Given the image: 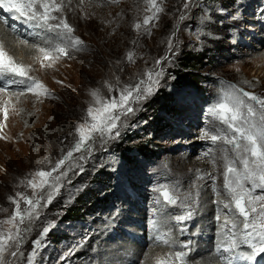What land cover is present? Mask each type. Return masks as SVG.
Returning <instances> with one entry per match:
<instances>
[{"label": "rangeland", "instance_id": "obj_1", "mask_svg": "<svg viewBox=\"0 0 264 264\" xmlns=\"http://www.w3.org/2000/svg\"><path fill=\"white\" fill-rule=\"evenodd\" d=\"M241 1L245 0H158L163 8L158 19L137 30L135 23L151 15L145 12V0H69L63 16L75 29L73 35L83 41V47L81 51L70 49L69 55L51 67L36 46H45L44 38L54 34H43L40 40L30 38L28 43L35 48L32 51L10 48L0 39L5 50L27 66L29 75L43 83L50 94L13 95L21 92L23 85L0 93V221L14 211L10 197L32 192L21 181L38 169H50L73 147L74 128L92 102L91 90L100 89L105 98L118 97L123 86L147 81L146 72L161 73L153 77L158 83L152 93L132 105L133 113L121 117L120 135L97 138L87 149L75 152L63 168L67 175L61 178L59 190L47 189L40 194L37 215L26 225L17 256L5 254L7 264H80L96 249L102 235L97 231L105 228V221L120 230L107 241L127 240L130 245L128 252L116 249L123 262L129 254H136L139 246L135 240L143 241L142 249L150 247L152 242L143 229L149 217L155 214V224L157 221L171 227L173 211L174 216H180L190 210V242L179 238L176 225L169 230L177 245L190 243L185 250L188 254L189 250L194 252L189 254V261L186 258V264H194L204 252L211 253L204 246L206 241L215 240L216 246L226 217L241 220L223 207L230 198L223 187L222 146L201 138L205 129L223 127L210 115V109L232 91L230 86L264 97V58L257 61L255 55L264 51V46L256 48L250 39L261 35L255 10L264 0H247L248 8ZM185 3L189 4L187 9ZM0 24L13 36L14 43L24 40L6 28L1 19ZM236 34L237 45L232 43ZM129 52L134 54L133 62L127 59ZM105 82L112 85L111 92ZM4 107L8 108L7 120ZM255 107L259 112V106ZM203 143L205 148L200 150ZM161 185L181 199L188 197L184 200L188 207L179 206L178 201L158 211L156 205L164 206V202L155 189ZM207 192L210 202H202L201 193ZM131 201L134 204L130 207ZM206 204H212L211 209H206ZM125 206L132 215L116 219ZM200 207L204 215L198 218ZM218 215L221 219L216 223L213 219ZM196 227L201 234L194 232ZM205 229L209 233L204 234ZM170 245L174 244L153 242L159 255L145 264L166 258L171 253ZM200 247L205 251L197 253ZM144 251L139 258L128 259L129 263L142 264ZM215 260L214 264H222Z\"/></svg>", "mask_w": 264, "mask_h": 264}, {"label": "snow or ice", "instance_id": "obj_2", "mask_svg": "<svg viewBox=\"0 0 264 264\" xmlns=\"http://www.w3.org/2000/svg\"><path fill=\"white\" fill-rule=\"evenodd\" d=\"M83 2L84 0H81V3ZM110 2L118 3L119 0H110ZM145 4V12L151 15H145L142 22L135 23L134 27L137 30L153 23L163 11L158 0H145ZM65 7V0H0V11L11 14L15 20H20L25 25L54 34L51 38L47 36L44 38L45 46H36L43 60L50 62L48 67L61 57L69 55L70 49L81 51L83 47V41L73 35L75 29L63 16ZM188 7L189 4L185 3L184 8ZM21 43L27 45L28 41L23 40ZM169 46L171 47V41ZM127 59L133 62L134 54L129 52ZM160 75L159 72H146L147 81L141 80L135 85L123 86L119 89L118 97L105 98L100 89L90 91L92 102L82 121L74 128L76 140L73 147L50 169H38L21 181L26 187L32 189L29 195L18 192L16 198H9L14 205V211L7 219L0 221V264H7L6 253L13 257L17 256L23 233L27 231L26 225L37 215L38 208L41 206L40 194L47 189L53 192L59 190L61 178L67 175L63 168L72 160L73 154L87 149L97 138L105 140L113 135L118 137L120 135L118 122L121 121V117L133 113L132 105L141 102L152 93L153 86L158 83V79L153 77ZM0 77H9L11 84L24 86L21 92L13 93V95H23L25 92L37 97L50 95L44 84L30 76L29 68L18 63L5 50L3 44H0ZM105 86L109 92L112 91V85L105 82ZM230 87L232 91L226 93L210 109V115L223 127L219 130L205 129L201 137L209 140L213 145L222 146L220 158L223 160L224 167L223 187L230 198L223 207L234 211L238 217L242 218L238 222L236 216L231 219L226 217L221 224L216 253L222 264H235L236 261L252 262L264 255V195H253L255 188L264 189V97L234 85ZM7 90L6 87H0V93ZM252 102L259 106V113ZM2 111L4 119L7 120L8 108L4 107ZM2 127L3 125H0V128ZM229 153L233 155L230 156ZM215 159L216 157L213 156L211 161L213 164ZM155 191L167 205H177L180 201L179 206L188 207L184 203L188 197L181 199L166 185L157 187ZM50 201L51 193L48 195V202ZM157 202L159 203V200ZM22 203L25 207H22ZM191 216L192 212L188 211L186 215L176 216L174 219L180 223L190 219ZM216 219L219 221L221 217L218 215ZM4 225L9 227L5 228ZM153 226L155 227V223ZM163 243L169 242L164 239ZM242 245L250 251H241ZM170 246L178 247L180 250L170 253L166 258H158L156 264H186L188 251L185 249L188 245ZM67 255L68 253H65L64 257Z\"/></svg>", "mask_w": 264, "mask_h": 264}, {"label": "bare ground", "instance_id": "obj_3", "mask_svg": "<svg viewBox=\"0 0 264 264\" xmlns=\"http://www.w3.org/2000/svg\"><path fill=\"white\" fill-rule=\"evenodd\" d=\"M67 4H70L69 0H66L65 1ZM72 3V2H71ZM250 2L245 0V1H241V4L244 8H248L250 6L249 4ZM246 19H250L252 21V18L250 16H247ZM253 22V21H252ZM258 27V26H257ZM248 28H256L255 26L253 27H250L248 26ZM259 30L261 32V35H254V36H251L250 39L252 40V42L254 41V44L253 46L256 47V48H261L264 46V35H263V32L261 30V26H259ZM0 39L2 40V43L6 44L8 47H12V48H27L26 50L29 51V50H33L35 49L34 47L31 46V44L28 43V45H25L21 42H17L14 43L12 40H14L13 36L8 33L6 31V29L0 24ZM245 39V38H244ZM238 38H237V34L233 37V41L232 43H235V45H237L238 43ZM257 58L256 60L258 61L261 57L264 58V51H261L257 54ZM191 142V141H189ZM193 143V142H192ZM121 187V185H120ZM127 190H129L128 188H126ZM130 191V190H129ZM201 196L203 197L202 199V202L204 201H207L211 195H209V193H201ZM210 202V199L208 200ZM134 204V201H131L130 203V207L131 205ZM126 207V213H125V210H124V213H118L116 216V219H119V220H124L125 217L129 216V215H132L130 213V209ZM157 207H160L158 209V211H161V207L162 205L161 204H158ZM193 207V206H192ZM212 207V204H206V209L210 208L211 209ZM194 208V207H193ZM143 214L142 211H140V215ZM235 214V213H234ZM204 215V211L201 209V207L196 211V217L198 218H201L202 216ZM114 216V215H113ZM134 216L138 217L139 215L138 214H135ZM163 217H167V215L165 214ZM161 219V218H159ZM206 222V221H205ZM199 223V222H198ZM201 224V223H199ZM103 225V224H102ZM140 225V224H139ZM105 228L103 227H100V229L97 231L98 233H102V235H100L101 237L99 238L100 240L96 243V249L92 250L89 255L85 258V260L87 261H84V262H80V264H91L93 261V264H128L130 261L128 259H136V258H139V256L143 253V251L145 252L144 255H143V263L142 264H145V262H147V260H149V258H151L152 260H154L155 257H157L159 255V248L158 246H153V242L150 243V246L149 248L147 249H142V242L143 241H140V240H135L136 243L135 245H138L139 247L136 249V254H129V256L123 260V262L120 261V255H119V252L116 250V249H123L125 250L124 252H128V249L130 247V245L127 243V240H122L120 242H117V243H111L108 240V238H112L113 239V236L114 235H117L118 233L117 232H120V230H118V228H114L113 227V224H110L108 221H105L104 222V225ZM110 229V230H109ZM123 230H125V228H122ZM109 230V231H107ZM111 231H114V232H111ZM194 232H198V234H201L199 233V227H196L194 229ZM204 234L206 233H209L208 229H205V232H203ZM190 235H191V232H190ZM207 240V239H205ZM185 243L187 242H190V240L186 239L184 241ZM120 243V246L118 247L117 244ZM134 245V244H133ZM204 246L206 249H212V246H211V242H208L206 241L204 243ZM170 249V252L173 253V250L175 249V246H169L168 247ZM205 249L203 247H200L199 250L197 251V253H201V251ZM194 252V250L190 251V253ZM118 254V255H117ZM139 254V255H138ZM117 255V256H116ZM87 258H89L91 261H89V259L87 260ZM191 257L188 255L187 256V260L189 261ZM216 259V256L210 252H204V254H202L200 256V258L198 259V261H196L194 264H214V262H212V260H215ZM118 260V261H116ZM217 260V259H216ZM215 260V261H216ZM128 261V263H127ZM86 262V263H85ZM132 262V260H131ZM134 262V261H133ZM132 263H129V264H133ZM221 262H218V264H220ZM79 264V263H78ZM147 264V263H146ZM148 264H151L149 261H148Z\"/></svg>", "mask_w": 264, "mask_h": 264}, {"label": "trees", "instance_id": "obj_4", "mask_svg": "<svg viewBox=\"0 0 264 264\" xmlns=\"http://www.w3.org/2000/svg\"><path fill=\"white\" fill-rule=\"evenodd\" d=\"M186 63H187V64H189V62H188V61H187Z\"/></svg>", "mask_w": 264, "mask_h": 264}]
</instances>
